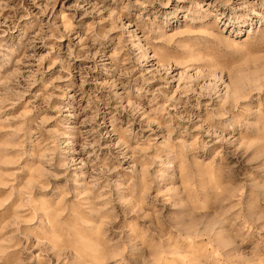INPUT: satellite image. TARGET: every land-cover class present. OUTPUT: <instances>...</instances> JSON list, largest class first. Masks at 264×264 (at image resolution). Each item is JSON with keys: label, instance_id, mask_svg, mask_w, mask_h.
<instances>
[{"label": "rangeland", "instance_id": "obj_1", "mask_svg": "<svg viewBox=\"0 0 264 264\" xmlns=\"http://www.w3.org/2000/svg\"><path fill=\"white\" fill-rule=\"evenodd\" d=\"M0 264H264V0H0Z\"/></svg>", "mask_w": 264, "mask_h": 264}]
</instances>
